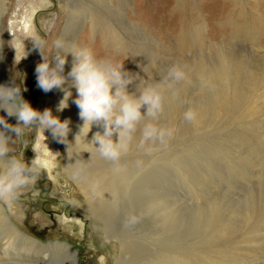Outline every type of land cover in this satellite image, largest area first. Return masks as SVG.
Returning <instances> with one entry per match:
<instances>
[{
  "label": "rangeland",
  "instance_id": "rangeland-1",
  "mask_svg": "<svg viewBox=\"0 0 264 264\" xmlns=\"http://www.w3.org/2000/svg\"><path fill=\"white\" fill-rule=\"evenodd\" d=\"M77 1L79 6L87 2ZM128 3L122 22L112 7L102 9L122 36L121 51L113 61L102 35L82 21L84 12H80L75 47L89 50L102 64H123V70L134 77L126 88L130 95L138 96L145 83H158L172 64L180 65L187 79L177 86L178 98L170 92L164 95L158 123L174 128L173 137L166 144L140 148L138 130L124 153L122 160L141 163L126 169L122 177V208L133 213V198L140 195L129 196V189L142 180L151 186L146 191L150 196L146 195L154 205H142L133 216L139 230L157 231L156 218L163 220L164 214L154 200L160 194L173 207L175 226L172 235L158 231L153 239L163 234L169 245L186 252L194 248V264H264V0ZM5 6L0 18V81L4 86H19L22 98L34 110L51 109L62 122L54 100L56 89L45 93L38 87L35 68L42 58L32 47L33 36H39L46 41L41 54L46 60L54 56V42L67 22L66 0H7ZM24 16L30 20L27 30L19 23ZM21 45L28 51L22 60ZM188 108L197 113L192 123L183 120ZM145 111L141 109L142 114ZM2 117L11 125L17 123L14 116ZM43 135L46 139L38 128H28L22 141L10 143V155L26 164L39 158L42 166L15 199L0 200L5 215L37 243H68L73 259L70 256L64 264H114L119 244L104 240L103 232L96 229L101 224L88 217L80 191L62 175L67 141L58 142L48 130ZM77 156L84 163L99 155L90 146L78 148ZM148 241L144 255L148 250L159 252L161 245ZM16 249L12 246L9 255L0 249V264H52L51 252L33 259L11 255ZM27 252L33 256L35 249Z\"/></svg>",
  "mask_w": 264,
  "mask_h": 264
},
{
  "label": "clouds",
  "instance_id": "clouds-1",
  "mask_svg": "<svg viewBox=\"0 0 264 264\" xmlns=\"http://www.w3.org/2000/svg\"><path fill=\"white\" fill-rule=\"evenodd\" d=\"M46 43L39 36H33V49L39 51L42 62L35 68L37 84L45 93L60 89L64 92L63 99L59 101L57 111H63L68 107L67 101L72 93L65 90V78L61 75L66 62L65 56L54 52L50 60H46L41 54V47ZM62 44L59 40L54 42V49L59 50ZM15 52V49H13ZM24 55L28 51L23 49ZM76 62L73 64L69 75L73 78V86L77 91L74 100L79 109V117L83 121L78 134L74 138V144L81 135L84 141L94 123L101 124L103 133L97 132L91 141L86 142L96 149L99 155L109 161L118 162L121 156L129 150L134 135L139 130V147L147 144H166V140L173 137L175 129L161 127L159 117L164 112V95L170 92L172 97L178 98L177 86L187 79L185 70L178 64L170 65L160 81L145 83L139 89V95H130L126 88L132 84L134 77L123 70V64L100 63L94 60L91 52L82 49L78 54H73ZM53 61L55 65L52 66ZM113 88L115 91L113 92ZM26 91V89H24ZM22 89L19 86H0V110L7 116L15 117L16 125L7 123L4 117H0V200L11 201L15 199L21 188L36 179L39 168L42 166L39 158L31 164L24 163L15 155H10L13 149L10 143L23 140L25 129L38 128L42 136L45 130L50 131L52 137L64 144L68 142L70 131L69 120L60 119L52 114L51 109L43 112L34 110L21 96ZM146 111L142 114L141 109ZM197 119L194 109L188 108L183 113V120L192 123ZM146 120L142 127L141 121ZM15 138L13 139L12 135ZM117 137L114 142L113 135ZM69 143V142H68ZM98 145V146H96ZM87 152V151H85Z\"/></svg>",
  "mask_w": 264,
  "mask_h": 264
},
{
  "label": "bare ground",
  "instance_id": "bare-ground-1",
  "mask_svg": "<svg viewBox=\"0 0 264 264\" xmlns=\"http://www.w3.org/2000/svg\"><path fill=\"white\" fill-rule=\"evenodd\" d=\"M93 1L96 3V0ZM6 2L7 0H0V18L6 11ZM94 2L92 4L90 3V0H87L83 6H79V1L77 0H66L67 22L58 39L62 44V48L59 50L55 49V52L64 55L66 59L63 72L61 73L65 78V84L62 87L72 93L67 101L68 107L63 111H58L62 122L64 120L70 121V131L67 136L69 142H67V154L64 160L61 161L62 175L73 181L76 188L80 191L82 197L85 199V211L88 214V217H94V219L101 224V226L97 225L96 229L103 232L104 240L107 242L115 241L119 244L120 253L114 256V264H194V248L192 252H186L185 249L181 250L177 245H169V240H166V236L163 235H172L171 232L175 226V221L172 219L174 213L172 210L173 207L168 202L162 200L160 194H158L157 198L154 200H156L155 204L160 206L159 210L164 211V214L163 220H161L160 217V219L156 218L157 221L155 222V227L157 226V231H154V233L161 231L163 233L161 234L162 237L153 239L152 236H155L156 234H154L152 230H149L147 227L143 230H139L140 226L134 222L133 216H137L136 213L137 211H141L142 205L146 204V206L148 205V208L152 207L153 199H147V195L150 196V193L146 192L147 190H151L150 185H147L140 180L139 183H136L135 186L129 189V196L135 194L140 195L139 198H133L135 201L131 206L134 207V210L131 215L130 212H132V210L129 211L127 208H122L123 203L121 204L120 202V191L122 186L120 184L122 177L125 176L127 172L126 169L137 166L141 161L122 160L125 155L123 154L118 162H112L102 158L96 149L93 148L95 154L99 155L98 158L84 163L79 162L83 159L81 156H77L78 148L86 149L90 147L91 145L86 142L91 141L95 133H103L102 123H94L85 141L83 135H81L79 140L74 144V138L78 134L83 121L80 119L79 109L74 103V100L77 98V91L73 86L74 80L69 73L71 72L73 64L76 62V58L73 54H78L82 50H78L77 47H75L74 42L76 32L80 26V12L85 13L82 21L89 23L91 31L102 35L103 44L106 48L108 47V51L112 50L110 54L111 57L110 55H108V57L113 61L112 57L116 56L117 53L121 51V46L123 44L121 39L122 36L119 29L111 23L106 14L102 12V9L104 10L107 5L112 7L117 13H119L118 16L120 17V22H122V16H124L123 9L126 6L127 8L129 7L128 0H98L99 4H97V6ZM125 16L128 18V14L125 13ZM131 21L132 20H128V23L134 25L135 23ZM29 22L30 20L25 16L19 21L21 28L24 30L28 29ZM53 64L55 65V61H53ZM0 86H4L2 85V80L0 81ZM114 91L115 88H113V92ZM63 96L64 92L60 89H56L54 97L56 108H58L59 101L63 99ZM3 115H6V112L0 110V117ZM0 130H3L2 126H0ZM113 140L114 142L117 140L115 134L113 135ZM154 189L155 188H153V190ZM142 200L145 201L143 204H137V202ZM132 201L129 200L131 203ZM151 217H153V214L146 216L145 218L143 217V220H147ZM158 221L161 223L160 226ZM2 239L5 241L1 242ZM146 240H150L148 241L150 243L155 241L158 246L161 245L159 252L148 250L149 253L144 255V250L146 248L145 245L147 244ZM12 246L14 249L17 248V252H11V255H23V257L25 256L33 259L35 258L34 256H37L38 254L39 256L46 257L48 256V252H51L53 255L51 261L52 264H64V261L67 259L70 260V256H72L73 259L74 253L68 243H60L57 241L55 243L44 245L26 237L10 221V219H8L0 204L1 254L9 255L7 252ZM33 249H35V254L30 256L27 250ZM161 249L165 250L160 251ZM74 262L76 263L75 259Z\"/></svg>",
  "mask_w": 264,
  "mask_h": 264
}]
</instances>
